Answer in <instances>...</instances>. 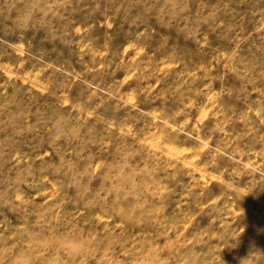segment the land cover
<instances>
[{
	"label": "rangeland",
	"instance_id": "374dc122",
	"mask_svg": "<svg viewBox=\"0 0 264 264\" xmlns=\"http://www.w3.org/2000/svg\"><path fill=\"white\" fill-rule=\"evenodd\" d=\"M0 264H264V0H0Z\"/></svg>",
	"mask_w": 264,
	"mask_h": 264
}]
</instances>
